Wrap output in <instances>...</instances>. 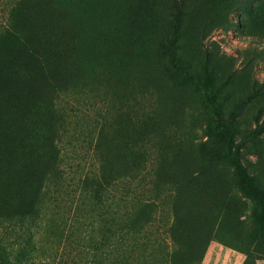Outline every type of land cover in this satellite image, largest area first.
<instances>
[{"label":"rangeland","instance_id":"374dc122","mask_svg":"<svg viewBox=\"0 0 264 264\" xmlns=\"http://www.w3.org/2000/svg\"><path fill=\"white\" fill-rule=\"evenodd\" d=\"M170 1L0 0V264L162 261L176 194L178 234L212 238L199 264H264V0H187L178 68ZM107 153L140 166L107 174Z\"/></svg>","mask_w":264,"mask_h":264},{"label":"trees","instance_id":"16d2710c","mask_svg":"<svg viewBox=\"0 0 264 264\" xmlns=\"http://www.w3.org/2000/svg\"><path fill=\"white\" fill-rule=\"evenodd\" d=\"M188 2L187 0H171L167 4V8L172 14L174 18V23L172 27V36L169 39L168 47H167V60L168 63L171 64L174 68H178L176 55L173 52V48L175 47V42L177 40L179 30H180V20L182 14L185 13ZM60 15V10L55 9L54 17H58ZM44 49V50H43ZM41 61V65L45 67L50 66V62L52 59L54 69H58L60 67L61 61L59 60L63 57V54L56 53L53 50L47 49L46 45H43L39 51L37 52ZM2 55H0L1 57ZM137 83L142 88H151L156 89L155 82L152 79H149L145 72H139L136 76ZM54 93V92H53ZM50 96L52 97V91H45L42 95L43 100H50ZM51 102V101H50ZM221 132L226 138L227 141L231 139V130L228 127L222 126ZM27 172L30 171L32 167L33 159L32 157H27ZM139 163L133 157L128 156L124 157L121 154L110 155L107 153L103 159V171L107 174H113L114 176L124 177L130 176L139 168ZM4 171V170H3ZM236 173L239 178L242 189L245 193L250 194L253 190V181L251 177L247 174L245 169L239 164H236ZM155 178L160 184H171L170 186H175L176 181L174 178H165L163 173L160 171H156ZM179 197L176 194L174 202L172 204V212L174 216L172 218V222L169 225V239L170 245L168 251L165 255L162 256V261L160 259H153L154 264H199L203 259L204 253L207 249L208 243L212 239L211 237H206L205 239H189L182 238L180 234H178V226L180 225L178 219H176V214L178 213L179 207ZM146 205L141 206L137 212L132 216L131 224L134 226H138L142 224L145 220L146 215ZM17 215H22V213L14 212L10 208H6L5 212L1 215L5 222H11L14 220V217ZM219 225V223L217 224ZM194 227V226H193ZM195 228V227H194ZM2 264H8V257L6 255H2L1 257Z\"/></svg>","mask_w":264,"mask_h":264}]
</instances>
